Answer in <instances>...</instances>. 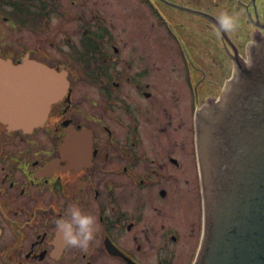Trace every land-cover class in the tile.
I'll return each mask as SVG.
<instances>
[{
	"label": "flooded vegetation",
	"instance_id": "1",
	"mask_svg": "<svg viewBox=\"0 0 264 264\" xmlns=\"http://www.w3.org/2000/svg\"><path fill=\"white\" fill-rule=\"evenodd\" d=\"M125 1L0 0V264L198 258L199 121L262 42L264 0ZM73 203L97 217L87 250L56 230Z\"/></svg>",
	"mask_w": 264,
	"mask_h": 264
},
{
	"label": "water",
	"instance_id": "2",
	"mask_svg": "<svg viewBox=\"0 0 264 264\" xmlns=\"http://www.w3.org/2000/svg\"><path fill=\"white\" fill-rule=\"evenodd\" d=\"M198 150L205 225L195 264H264V41L200 118Z\"/></svg>",
	"mask_w": 264,
	"mask_h": 264
},
{
	"label": "clouds",
	"instance_id": "3",
	"mask_svg": "<svg viewBox=\"0 0 264 264\" xmlns=\"http://www.w3.org/2000/svg\"><path fill=\"white\" fill-rule=\"evenodd\" d=\"M217 19L220 27L229 32H236L242 23L241 13L235 10L220 9ZM233 73L238 76V69H233ZM224 86L228 87L227 81ZM55 226L69 246L87 250L97 238V217L80 207L78 203H73L64 216L57 218Z\"/></svg>",
	"mask_w": 264,
	"mask_h": 264
},
{
	"label": "rangeland",
	"instance_id": "4",
	"mask_svg": "<svg viewBox=\"0 0 264 264\" xmlns=\"http://www.w3.org/2000/svg\"><path fill=\"white\" fill-rule=\"evenodd\" d=\"M125 2H127L128 3V0H126ZM131 3H134V4H137V1H135V0H132V1H130ZM129 32V31H128ZM127 32V33H128ZM130 34H132V33H130ZM162 38V42H163V45L164 46H169V42H167V40L166 39H164L163 37H161ZM134 41V39H132V42ZM131 42V43H132ZM136 46H141V47H143V44L140 42V41H138V44L136 45ZM131 50L132 51H138V50H135L134 48H132L131 47ZM173 59H172V56L170 57V59H169V61H172ZM174 61V60H173ZM176 61H178V59H176ZM208 61H210V58H208ZM176 82H177V84H178V81L176 80ZM179 85V84H178ZM181 88V87H180ZM181 93V92H180ZM176 98H177V100L179 99L178 98V94H176ZM182 104V103H181Z\"/></svg>",
	"mask_w": 264,
	"mask_h": 264
}]
</instances>
